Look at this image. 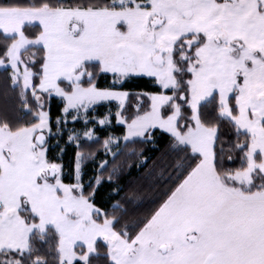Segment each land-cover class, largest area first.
<instances>
[{
	"label": "snow or ice",
	"instance_id": "obj_1",
	"mask_svg": "<svg viewBox=\"0 0 264 264\" xmlns=\"http://www.w3.org/2000/svg\"><path fill=\"white\" fill-rule=\"evenodd\" d=\"M0 41V67L30 116L0 119V264H93L98 241L106 264H264V0H0ZM100 74L111 83L98 86ZM134 79L152 90L127 115L123 85ZM53 96L57 133L80 120L88 141L98 139L89 120L110 125L113 115L95 106L116 102L124 132L104 138L87 182L79 130L67 129L71 182L48 156ZM225 125L235 167L225 164ZM157 130L165 163L147 186L119 183L122 149L158 147ZM55 147L62 159L66 147ZM135 154L139 170L149 157Z\"/></svg>",
	"mask_w": 264,
	"mask_h": 264
},
{
	"label": "trees",
	"instance_id": "obj_2",
	"mask_svg": "<svg viewBox=\"0 0 264 264\" xmlns=\"http://www.w3.org/2000/svg\"><path fill=\"white\" fill-rule=\"evenodd\" d=\"M34 31V29L29 30ZM0 48H3V42L0 41ZM7 70H0V119L7 117V119L13 124L16 125L18 123L26 122L30 119V116L27 113L22 112L18 106V98L16 96V92L13 91L10 82L6 79ZM98 86L105 87L111 83V77L105 74H100L97 78ZM123 88L128 89L131 92V95L128 98V105L126 109V114L131 115L135 109L133 105L137 104L136 95L140 90H152L150 83L146 79H134L126 82L123 85ZM48 105L46 104V107ZM62 107L61 102L56 98H51L50 103V111H51V129L52 135H49V152L48 156L50 159H56L57 162H61L64 166V181L66 183L71 182L73 163L75 159L76 152V142H67L68 131L67 129L79 130L81 134V138L79 143L81 144V151L84 153L85 159L82 165L84 178L87 182L89 176H94V170L98 167L99 161L105 158L104 149L101 147L104 138L109 134L113 133L116 136H122L124 132V127L120 125H116L112 120H114V113L112 115L111 124L109 126L103 127L98 125L92 120H89L88 127H93V132L97 134L98 139L93 141H88L86 139H82V133L84 130V124L82 121L78 120L73 123L67 122V129L63 130L60 133L56 131V117L61 115L60 108ZM111 107L114 111V105H101L95 107V115L97 117H101L105 114L107 109ZM146 106L141 107V111L144 110ZM89 117L93 115V112L90 111L88 113ZM221 136L225 141V164L228 167L238 166L240 161L237 158L233 161L227 160L228 154V143L234 141V135L232 131L225 125L221 129ZM57 140H59L60 145H64L66 147L65 152L62 155V159L57 157L58 148L55 147ZM167 140L165 136H162L159 131H156V144L158 147L153 148L151 144H142L139 141L135 143H129L126 148H123V155H120L116 158L114 163L118 165H122L121 171L118 174L120 176L119 183H123L124 185H128L131 183L133 186L137 184H144L147 186L151 181L148 178L147 174L150 170L155 172L159 169L160 165L165 163V159L163 156L165 146ZM134 149V153L131 156H128V150ZM141 149H143L144 155L149 157L148 163L141 169L137 170L135 167L137 163V156L135 153H138ZM94 154V157L93 155ZM110 164L109 168L112 167V158L108 157ZM128 164H131L132 167L129 170ZM107 169L102 172L103 183L99 186L96 194L95 202L97 206L107 207L109 205V194L110 185L107 182ZM152 199L151 193L145 195V201ZM150 208L146 205L145 207L140 209V212H147ZM131 227V225H130ZM98 251L100 253L99 256L93 257V264H106V258L104 253L106 251L104 244L98 242L97 244ZM42 250H46L45 245H41Z\"/></svg>",
	"mask_w": 264,
	"mask_h": 264
},
{
	"label": "rangeland",
	"instance_id": "obj_3",
	"mask_svg": "<svg viewBox=\"0 0 264 264\" xmlns=\"http://www.w3.org/2000/svg\"><path fill=\"white\" fill-rule=\"evenodd\" d=\"M0 70H4V68H2V67H0ZM52 98H56V97H52ZM56 99H58V98H56ZM59 100V99H58ZM137 104H140L141 105V107L142 106H146L147 107V104H148V101H147V98L146 97H144V98H142V100H137ZM101 105H114V111H115V105H116V102H111L110 104H108V103H104V104H100V105H97V106H95V107H98V106H101ZM127 105H128V100H127ZM91 111V110H90ZM89 111V112H90ZM114 111H113V113H114ZM102 117V116H101ZM110 119H112V118H110ZM113 121H114V123L116 124V121H115V116H114V120H112V123H113ZM68 122H70V123H73V122H75V121H72L70 118L68 119ZM83 122V121H82ZM95 122V121H94ZM96 123V122H95ZM98 124V123H97ZM99 125V124H98ZM117 125V124H116ZM101 126V125H100ZM106 126H109V125H105V126H103V127H106ZM120 126H122V125H120ZM157 131H159V130H157ZM82 139H86V138H83V135H82ZM122 144H123V142H121ZM110 158H111V156H109ZM98 242H101L102 244H103V241H98Z\"/></svg>",
	"mask_w": 264,
	"mask_h": 264
}]
</instances>
